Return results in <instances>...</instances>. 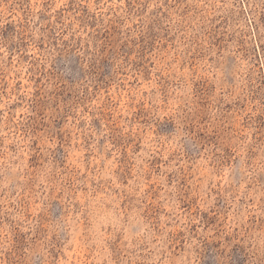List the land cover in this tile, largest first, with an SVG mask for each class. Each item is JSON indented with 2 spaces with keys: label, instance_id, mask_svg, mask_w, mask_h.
<instances>
[{
  "label": "rangeland",
  "instance_id": "1",
  "mask_svg": "<svg viewBox=\"0 0 264 264\" xmlns=\"http://www.w3.org/2000/svg\"><path fill=\"white\" fill-rule=\"evenodd\" d=\"M0 264H264V0H0Z\"/></svg>",
  "mask_w": 264,
  "mask_h": 264
},
{
  "label": "trees",
  "instance_id": "2",
  "mask_svg": "<svg viewBox=\"0 0 264 264\" xmlns=\"http://www.w3.org/2000/svg\"><path fill=\"white\" fill-rule=\"evenodd\" d=\"M68 58V57H67ZM76 60L72 57L66 62L65 71L68 72L72 76H77L79 73L78 67L76 66Z\"/></svg>",
  "mask_w": 264,
  "mask_h": 264
}]
</instances>
